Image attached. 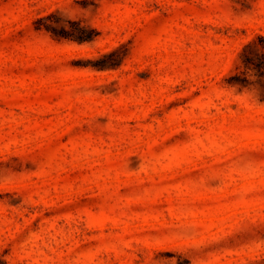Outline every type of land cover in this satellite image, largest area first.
I'll return each mask as SVG.
<instances>
[{
  "label": "rangeland",
  "instance_id": "374dc122",
  "mask_svg": "<svg viewBox=\"0 0 264 264\" xmlns=\"http://www.w3.org/2000/svg\"><path fill=\"white\" fill-rule=\"evenodd\" d=\"M263 188L264 0H0V264H255Z\"/></svg>",
  "mask_w": 264,
  "mask_h": 264
},
{
  "label": "trees",
  "instance_id": "16d2710c",
  "mask_svg": "<svg viewBox=\"0 0 264 264\" xmlns=\"http://www.w3.org/2000/svg\"><path fill=\"white\" fill-rule=\"evenodd\" d=\"M264 192V188H263ZM249 222L248 224H244L245 226H249L251 231H247L244 234V238L248 239L247 237H252L257 233L262 234L264 232V213L260 212L257 214L255 219H251L250 217L245 218L244 223ZM261 238V237H260ZM255 264H264V257H259L258 260H254Z\"/></svg>",
  "mask_w": 264,
  "mask_h": 264
}]
</instances>
